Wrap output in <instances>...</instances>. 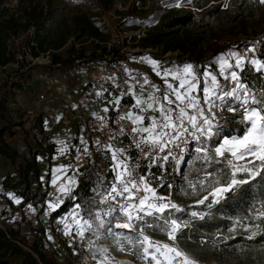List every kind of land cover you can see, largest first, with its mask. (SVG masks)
Instances as JSON below:
<instances>
[{"label":"snow or ice","instance_id":"1","mask_svg":"<svg viewBox=\"0 0 264 264\" xmlns=\"http://www.w3.org/2000/svg\"><path fill=\"white\" fill-rule=\"evenodd\" d=\"M184 2L173 0L166 6L180 7ZM258 3L264 5V0ZM256 43H249L244 53L234 48L219 54L213 61L217 71L210 64L201 71L192 63L170 67L150 57L140 58L151 65L163 85L147 75H133L130 69H125L126 87L110 77L115 82L110 86L120 95L109 93L103 114L93 116L101 127L110 120L119 125L118 134L114 132L106 143L78 135L74 148L80 154L77 161L91 159L94 152L108 162L109 173L93 168L96 176L90 202L82 205L80 181L73 178L81 174L82 166L60 164L55 168L50 183L56 191L46 204V214L60 216L58 230L90 248L91 237L110 239L118 250L131 252L145 264H198L180 245L181 238L202 222L216 219L229 201L243 200L258 186L259 196L250 197L244 215L227 217L228 227L204 243L236 236L264 240V52L258 54ZM105 92L101 86L93 95L104 100ZM129 97L131 109L123 112L127 103L122 100ZM110 108L115 113L111 117L107 115ZM230 124H238L240 130L229 132ZM124 140L130 148L118 146ZM59 145L61 156L73 150L64 139ZM190 151L198 167L181 191L198 198L185 206L171 194L160 192L172 188L165 182L168 167L173 162L179 165ZM66 200L72 202V209L65 216L61 211ZM156 234L165 235L168 242L154 239ZM108 252L103 250L97 264H105Z\"/></svg>","mask_w":264,"mask_h":264},{"label":"rangeland","instance_id":"2","mask_svg":"<svg viewBox=\"0 0 264 264\" xmlns=\"http://www.w3.org/2000/svg\"><path fill=\"white\" fill-rule=\"evenodd\" d=\"M224 1L227 2V0ZM2 2L4 9L0 12V20L8 18L17 9L23 10L33 5H46V0H2ZM162 3L163 0H57L56 7L64 10L60 16L58 15L61 25L65 26L73 15L88 11L94 15L101 27L102 35L97 38L86 36L81 39L72 36L65 46L56 51L62 52L67 57V48L74 45L75 56L90 57L94 52L97 60L90 59L82 66L72 67L66 72L58 68L49 69L43 65L50 61L35 65L33 68L31 66L20 78L23 90L17 88L14 94L8 96V112L2 120L0 119V127L8 123L16 132V134L6 133L7 140L11 143V148L15 153L16 162L21 163L36 156L40 170L49 171L47 175L50 177L43 178L42 183L43 189L47 185L49 186L47 194L51 192L50 181L55 168L60 164H72L76 161L75 157L80 155L74 151L77 145L75 138L78 135L86 138V128L102 129L104 126L101 127L98 124L93 113L103 114L102 109L108 106L104 101L109 98V93L113 96L120 95L119 90L110 85L119 82L121 87H126L120 79V70L125 72V69H130L133 71V75H147L150 80L163 85L160 77H157L152 71L151 65L141 62L140 58L150 57L162 65L170 67L183 63L194 64L192 58H196L201 61L199 65L201 71H203L204 65L209 64L213 71H217V66L213 63L214 58L229 49L235 48L244 53L249 43L257 42L255 46L258 54L260 51L264 52L262 51L263 44L260 43L264 42V33L258 34L255 32L256 29L244 25L243 22L233 24L232 27L218 35L207 37L197 47L194 54L181 55L178 51H168L163 54L161 47L144 48L140 44L141 37L158 24L161 14L157 16V13L160 12V9L167 8L164 4L161 8ZM180 7H191V5L182 3ZM25 30L21 26L16 32L11 31L10 33L21 34ZM113 51L126 57L125 64L118 66L115 71L110 70L105 62L113 55ZM13 63L14 61L9 66L10 68L16 67V69H12V72L11 69L9 70L12 76L17 75L19 69V66L13 65ZM2 70L6 71V69ZM126 75L129 79L128 73ZM253 75L257 74L253 73ZM110 77H115L116 81L109 80ZM220 79L222 81V78ZM248 79H252V76H249ZM101 86L107 89L104 100L93 95L100 90ZM42 94L45 95L44 98L41 97ZM122 103L128 104V111L131 109L130 97L122 100ZM122 111L126 110L123 108ZM151 114L153 113H149V115ZM107 115L111 117L115 113L110 108ZM231 115L225 113L226 117ZM232 128L240 130L238 124H230L228 131L231 132ZM61 139H64L73 148L67 156L59 154V140ZM118 146L130 148L127 140ZM191 147L192 145H189L190 149ZM52 148L54 153L50 158H47L46 154L51 152ZM35 151H40L41 154H36ZM92 156L99 158L103 168L102 174H108V162L94 152ZM196 167L198 164L195 161L194 153L191 151L185 153L184 160L179 165H175L173 162V166H169V172L164 173L165 182L170 183L172 188H165L160 194H171L175 197L176 202L185 206L192 205L194 199L198 197L189 198L182 194L181 189L186 187L188 179L196 175ZM154 172L157 175L161 174L158 169H155ZM73 178L77 179L78 176H73ZM36 186L37 183H34L33 187ZM90 197L83 199L80 203L83 205L90 202ZM0 198L7 205H13L12 200L8 199L3 192H0ZM52 198L53 196H50L48 201ZM20 201L22 202L23 199L20 198ZM71 209L63 215L66 216ZM47 218L45 220L46 228L40 231L44 236L37 240L40 241L38 244L47 257L46 263L40 261V264H97L104 249L109 250V259L105 261V264H145V261L137 259L131 252L118 250L110 239L91 237V241L94 242L91 244V248L79 240L74 241L72 237L66 236L58 230L60 216L54 218L53 215H48ZM55 235L59 236L58 241L54 239ZM49 236L52 238L49 239ZM154 239L168 242L167 237L163 234H156ZM28 242L27 240L26 244ZM243 252L252 253L253 256L250 259L252 264H264V247L243 249ZM35 256L38 255L35 253Z\"/></svg>","mask_w":264,"mask_h":264},{"label":"trees","instance_id":"3","mask_svg":"<svg viewBox=\"0 0 264 264\" xmlns=\"http://www.w3.org/2000/svg\"><path fill=\"white\" fill-rule=\"evenodd\" d=\"M56 2L57 0H46V5H33L23 10L17 9L8 18L0 20V68L14 61V55L8 49V39L12 35L10 32H16L21 26L27 29L31 24L36 26L38 43V50L34 51V55L52 49L50 52L51 62L43 64L47 68H58L65 72L72 67L82 66L90 59L97 60L94 52L90 57L75 56L74 45L67 48V57L62 52L56 51L65 46L72 36L81 39L86 36L97 38L102 35V29L94 15L88 11L73 15L65 26L61 25L58 15L60 16L64 10L56 7ZM172 2L173 0H163L161 8ZM224 3L228 7H224ZM184 4H190L191 7L173 6L167 7L165 10L160 9V12L157 13V16L161 14L158 24L141 37V46L144 48L161 47L163 54L168 51H178L181 55H187L194 54L197 47L207 37L220 34L237 22H243L244 25L253 27L258 34L264 33V5L258 3V0H227V2L224 0H185ZM2 9H4V4L0 0V12ZM262 51H264V44ZM112 54L105 61L110 70L125 64L126 57L124 55L116 54L115 51ZM192 61L196 66H199L201 62L196 58H192ZM35 65L38 64L31 65L32 68ZM27 69L25 65H20L17 75L10 76L0 85L1 120L8 112V96L14 94L17 88L22 90L20 78L23 77ZM5 133L16 134L8 123L0 127V153L12 157L15 161V153L4 142ZM85 137H91L93 140L102 139L103 134L100 129L86 128ZM35 153L41 154L40 151H35ZM53 153L52 148L51 152L46 154L47 158H50ZM81 166L83 175L80 174L77 178L80 181L79 202L92 195L91 186L96 176L93 168H99L103 172L102 164L97 157L92 156L88 163ZM16 168L18 180H14L11 175H8L4 180L5 186L12 188L17 195L22 196L23 200H37L47 195L49 186L47 185L43 189V182L40 179L41 171L36 156L17 164ZM90 172L92 175H89ZM168 172L169 167L166 173ZM49 177L47 175V178ZM34 183H37L36 187H33ZM253 195L259 196L258 186L243 200L229 201L217 213L216 219L202 222V226L198 225L196 230L183 236L179 241L182 248L189 251L197 260H210L222 264L229 262L252 264L250 261L252 253H244L243 249L264 247V240L260 238L248 241L236 236L235 239L225 241L213 239L207 244L204 241L210 237L214 238L218 232H223L228 227L230 221L227 217L244 215L249 207L250 197ZM70 208H72V202L66 200L61 215L69 211ZM53 217H58V215L53 214ZM38 243L40 241H35L32 246L34 253L38 255L35 256L33 252L11 240L6 232L0 229V264H40V261L46 263V253L42 251Z\"/></svg>","mask_w":264,"mask_h":264},{"label":"built area","instance_id":"4","mask_svg":"<svg viewBox=\"0 0 264 264\" xmlns=\"http://www.w3.org/2000/svg\"><path fill=\"white\" fill-rule=\"evenodd\" d=\"M8 49L13 53L14 63L17 66L23 64L26 68H30L33 64H43V62L47 61L51 62L50 52L52 49L45 53L41 52L39 55H34V51L38 50L36 26L34 24H31L21 34H12L8 39ZM46 57L48 60H46ZM112 70L115 71L117 68ZM119 76L122 83L123 81L128 80L126 73L122 70H120ZM44 96L45 95L43 94L41 95L42 98H44ZM124 110H126L125 112L128 111V104L127 107H124ZM118 128L119 125L110 120L102 127V129H100L103 134V138L100 140L108 142L109 137H111L114 132L118 134ZM88 161L89 158L87 157L79 161L76 160L71 164V167H80L82 164L88 163ZM81 175H83L82 172ZM55 191L56 189L52 186L50 194L45 195L41 199L23 200L20 204L13 203V205H7L5 201L0 198V229L5 231L11 240L17 242L26 250L34 253L32 246L35 241L44 236L40 231L43 228H46L45 220L48 219V214H46V204ZM29 206H31V209ZM32 209H34V211ZM54 239L58 241L59 236L55 235ZM27 240L29 241L28 244H26ZM198 262V264H222L206 260Z\"/></svg>","mask_w":264,"mask_h":264},{"label":"crops","instance_id":"5","mask_svg":"<svg viewBox=\"0 0 264 264\" xmlns=\"http://www.w3.org/2000/svg\"><path fill=\"white\" fill-rule=\"evenodd\" d=\"M13 65H16L15 63H13ZM9 66H11V62L8 63L7 65H5L4 67L0 68V85L7 80L12 72V69H16V67L10 68ZM2 69H6V71L2 70ZM11 69V72L9 71ZM66 72V71H65ZM21 90V89H19ZM23 90V87H22ZM5 142L8 143V145L11 147V143L8 142L7 140V136L6 133L3 136ZM25 161V160H24ZM20 162H16V160L14 161L12 157H8L6 155H3L2 153H0V192H3L5 196H7L8 199H11L13 203H15V200L13 199V196L16 199L20 198L22 199V196L17 195L14 190L10 187H7L4 185V180L8 175H11L12 179L14 180H18L19 176H18V170H17V164H19ZM40 179L43 182V178H45L48 174L49 171L45 170H40Z\"/></svg>","mask_w":264,"mask_h":264}]
</instances>
